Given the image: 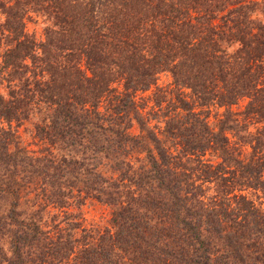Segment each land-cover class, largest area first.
Masks as SVG:
<instances>
[{
    "label": "trees",
    "instance_id": "obj_1",
    "mask_svg": "<svg viewBox=\"0 0 264 264\" xmlns=\"http://www.w3.org/2000/svg\"><path fill=\"white\" fill-rule=\"evenodd\" d=\"M174 1L58 0L36 44L24 8L3 9L16 34L0 65V264H264V127L245 153L227 136L264 120V0ZM34 117L37 156L10 127ZM86 199L110 228H80ZM48 207L62 220L47 226Z\"/></svg>",
    "mask_w": 264,
    "mask_h": 264
},
{
    "label": "rangeland",
    "instance_id": "obj_2",
    "mask_svg": "<svg viewBox=\"0 0 264 264\" xmlns=\"http://www.w3.org/2000/svg\"><path fill=\"white\" fill-rule=\"evenodd\" d=\"M58 2V0H56ZM55 0H0V25L5 22V14L3 12V9L6 10L7 7L10 6H16L12 12L17 10V14L15 15V20L19 19L18 15L21 14L19 11L20 8H24L23 15L20 19V22L23 23V32L30 36V38L34 41L36 44L37 42H42L45 40L44 38V30L45 28L52 25V22L54 21L55 14L59 15L58 9L61 11V7L63 6L60 4V6L56 3ZM95 2L96 0H92ZM172 2H175L174 0H171ZM260 2L261 0H251ZM63 4H66V8H68L69 11L74 9H77V6L83 7L86 2H63ZM63 8V7H62ZM67 11V10H66ZM19 12V13H18ZM261 18L264 20V17H261L257 12L255 17ZM16 32H11L9 30H6L4 26L0 27V65L2 61V54L3 52L13 46L14 41L13 35H15ZM25 63H28V60L26 59ZM5 70H2L0 72V75L4 74ZM2 73V74H1ZM3 78V77H2ZM158 86H165L166 84L170 83V77L167 75V73L162 72L158 75L157 80ZM6 82L3 79H0V93L6 94L5 89ZM115 88L117 87V83L113 84ZM170 88H172L170 86ZM145 92L143 94H138L136 96V101L139 104H146L148 106L151 105V101H146V96H150L153 92ZM180 96H183L184 98H187V100L191 101L192 97L189 95L188 90L181 89V92H179ZM167 98H171V96L167 95ZM191 98V99H189ZM246 99H238L235 105H232L230 108L233 112L241 111L246 103ZM192 103V102H191ZM105 102L102 103L101 106H104ZM193 109L195 111H199L200 108L197 106H194L195 103L191 104ZM147 110V109H145ZM223 111L222 108H216V107H209L208 110H205L204 115L207 116L206 120L207 123H209V126H212L216 123V120L220 118V113ZM36 118H29L27 120H20L18 124L10 122V127L15 132V135L18 137L19 146L24 148L26 151L31 153L33 156H37L39 154V150L42 148V144L37 140V138L34 137V131H33V124L36 121ZM162 118H152L149 120L150 126H155L157 128H161L162 126ZM1 125L6 128L5 123L1 120ZM241 125L244 126L243 129L238 130L235 132V135H232L231 133H227V136L229 138V146L232 148V150L238 151V152H248L249 147L247 145L248 138L246 134H252L255 132L256 129H259L261 127H264V120H261L260 122H251L249 119L241 121ZM139 130L135 124L132 126V133L138 134ZM157 132V131H156ZM264 147V145H263ZM264 150V149H263ZM251 199L254 201L256 200L254 197L250 196ZM256 203L258 200L255 201ZM63 210V209H62ZM61 210L52 209L50 207L47 208L46 214L43 213V220L46 221V225L49 226V216L52 214H56L57 218L54 220V223L59 222L62 220L61 216ZM71 212L73 213H80L81 218L79 219L80 228L85 229L86 231H90L92 234H96L97 231H102L105 228H110V209L109 207H106L103 204H100L96 202L93 199H86L84 200L83 204L79 206L78 209L71 208ZM67 220L72 221L71 218H67ZM78 221V220H77ZM46 226V227H47ZM48 228V227H47ZM79 228V229H80ZM93 231V232H92ZM81 233L78 231V229L75 231L74 236L77 237Z\"/></svg>",
    "mask_w": 264,
    "mask_h": 264
}]
</instances>
